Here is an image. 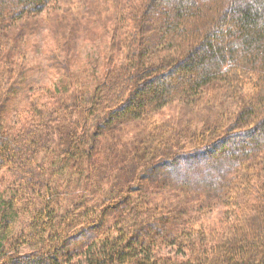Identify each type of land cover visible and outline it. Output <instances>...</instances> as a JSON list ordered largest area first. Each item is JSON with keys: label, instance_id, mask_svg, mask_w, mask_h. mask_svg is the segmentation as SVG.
<instances>
[{"label": "trees", "instance_id": "trees-1", "mask_svg": "<svg viewBox=\"0 0 264 264\" xmlns=\"http://www.w3.org/2000/svg\"><path fill=\"white\" fill-rule=\"evenodd\" d=\"M81 1L0 0V264H264V0Z\"/></svg>", "mask_w": 264, "mask_h": 264}, {"label": "rangeland", "instance_id": "rangeland-1", "mask_svg": "<svg viewBox=\"0 0 264 264\" xmlns=\"http://www.w3.org/2000/svg\"><path fill=\"white\" fill-rule=\"evenodd\" d=\"M83 0L81 1V3ZM80 3V4H81ZM78 7V6H76ZM44 30H41L37 34L33 36V44L28 49V60L31 65V70L29 71V76L27 79V82H29L33 87L44 85H49L51 83H55L61 76L59 72L51 71L47 69L46 61L43 57V50L45 47V37L46 33L44 34ZM47 37V36H46ZM104 48V42H98L95 44H90L87 46H84L80 50V60L81 65H79V70L82 72L83 69L85 70V73L87 74L92 69V66L87 65V63H91L92 59H97L101 51H103ZM91 74V73H90ZM91 79V78H90ZM174 114V111L172 109H168L164 114L163 118H167L169 116H172ZM228 210L221 207L220 205H217L216 208L208 212L204 215H202L199 219H195L196 227H202V228H209L211 229L213 226L216 227L220 223H223L224 220H227L228 218ZM21 220V219H20Z\"/></svg>", "mask_w": 264, "mask_h": 264}]
</instances>
